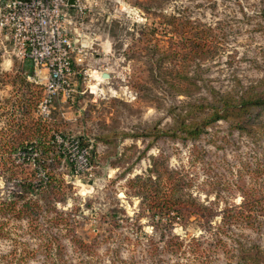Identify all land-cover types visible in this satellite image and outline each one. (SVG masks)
I'll return each mask as SVG.
<instances>
[{
    "label": "rangeland",
    "instance_id": "1",
    "mask_svg": "<svg viewBox=\"0 0 264 264\" xmlns=\"http://www.w3.org/2000/svg\"><path fill=\"white\" fill-rule=\"evenodd\" d=\"M84 4L67 25L70 94L59 86L45 111L48 70L12 54L0 31V264H264V0ZM163 16L204 46L158 60L179 46ZM177 72L197 89L174 92L163 75ZM211 90L263 100L198 138L172 135ZM37 133L55 149L39 166L38 150L18 151ZM151 197L198 214H154Z\"/></svg>",
    "mask_w": 264,
    "mask_h": 264
},
{
    "label": "built area",
    "instance_id": "2",
    "mask_svg": "<svg viewBox=\"0 0 264 264\" xmlns=\"http://www.w3.org/2000/svg\"><path fill=\"white\" fill-rule=\"evenodd\" d=\"M84 10V0H0V31L12 54L49 72L48 93L39 102L40 112L45 111L59 86L64 96L70 94L68 76L74 74V69L69 58L71 39L67 25L71 12L82 18ZM78 157L79 164H84L86 158L81 154Z\"/></svg>",
    "mask_w": 264,
    "mask_h": 264
},
{
    "label": "trees",
    "instance_id": "3",
    "mask_svg": "<svg viewBox=\"0 0 264 264\" xmlns=\"http://www.w3.org/2000/svg\"><path fill=\"white\" fill-rule=\"evenodd\" d=\"M164 19L169 24L171 30V36H177L179 38V41H176L178 48H170V49H164L162 53L160 54V57L158 60L163 61L164 56L167 55L166 58H169L170 54H176L177 58L180 57L183 60V57H185V54L191 55L194 53V51L197 49H201L202 46H204L205 43H190L192 41L191 36H188L189 33L187 31H183L186 27V24L183 25V21L178 22L177 18L175 17H166L163 16ZM206 35L203 36L202 39H205ZM204 42V41H203ZM170 53V54H168ZM176 77L173 78L174 83H170L166 77L163 75V81L170 86V88L174 89V92L181 93L183 95H189L194 90L197 89L198 85L191 81V78L188 76L187 73H181L177 72ZM176 80V82H175ZM192 83L194 88H188L186 84ZM212 93L210 97H205L202 102H199L197 104H190L191 109L196 110L199 108L200 113L199 115H194L190 117V119H187L186 116L190 113L189 110H186L183 114V117H178L175 121L177 123L176 127L172 128V135L176 136L177 134H181L184 138H191L195 139L198 138L199 134L205 130V127L207 124L213 122L214 120L228 116L230 112L234 109L238 108H246L247 106H252L255 104H259L261 100V97H253V96H245L243 94H238L237 97H234L233 93L229 91L221 92L218 90H211ZM261 99V100H260ZM82 144V143H81ZM54 145L51 137L49 139H44L42 135H39L38 133L35 135L34 139L30 141L29 143H19L18 151L23 149V152L25 153H31L33 149L38 150L36 157L34 158L35 162L34 164L36 166H39L42 162H40V158L47 156L55 149H50V146ZM140 176L136 177L137 181H140ZM52 182L50 177L47 178H41L39 180V184L37 186L46 187V185H50ZM27 185H32L30 181L26 183ZM175 188L171 187L170 191L174 192ZM16 197H20L19 194L16 195ZM151 200H149L150 207L152 208L154 214H167L169 215L170 211L174 210L179 211V218L180 216H183V209L188 208L191 210V212H194L198 214V208L195 207V209H190V207H187L188 205L183 201V198H166L162 201H157L154 198L151 197ZM14 203L12 200H10V204L12 205ZM7 204L5 202H0V208L4 209V206ZM174 217V216H173Z\"/></svg>",
    "mask_w": 264,
    "mask_h": 264
},
{
    "label": "water",
    "instance_id": "4",
    "mask_svg": "<svg viewBox=\"0 0 264 264\" xmlns=\"http://www.w3.org/2000/svg\"><path fill=\"white\" fill-rule=\"evenodd\" d=\"M71 1V0H70ZM103 77H108V74L107 73H103L102 74Z\"/></svg>",
    "mask_w": 264,
    "mask_h": 264
}]
</instances>
